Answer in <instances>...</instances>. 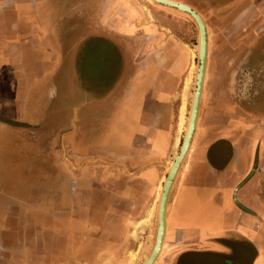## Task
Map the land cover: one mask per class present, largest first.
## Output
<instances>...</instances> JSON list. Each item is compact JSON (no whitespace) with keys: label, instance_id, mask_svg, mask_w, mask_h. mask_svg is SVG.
<instances>
[{"label":"crops","instance_id":"0c3cea01","mask_svg":"<svg viewBox=\"0 0 264 264\" xmlns=\"http://www.w3.org/2000/svg\"><path fill=\"white\" fill-rule=\"evenodd\" d=\"M91 1L93 9L97 4L103 8L98 17L81 22L83 31L90 30L87 34L102 41L109 32L129 34L127 15L111 24L105 14L109 6ZM172 1L212 20L215 29L208 37H214V45L208 42L197 128L170 193L163 246L155 264H264V133L259 124L263 118L250 110L242 114L234 102L230 66V59L240 52L235 50L237 37L264 36V13L255 18L258 27L253 32V25L246 26L238 35L237 24L264 0H245L230 16L228 0ZM224 3L221 16L209 15ZM117 7L121 16L134 10L127 5L122 9L120 3ZM145 8L150 23L145 19L143 27L154 24L157 31L124 37L135 41L117 44L125 62L108 95L100 96L99 90L105 88L101 86L95 98L72 102L56 92L73 77L74 50L67 43L73 31L72 0H0L1 36L10 49L2 57L9 69L0 88L14 90L12 103L21 109L16 117L24 127L4 129L21 139L17 146L25 152L24 169L28 164L38 175L30 182L33 201L40 193L51 200L48 212L40 213L49 218L50 248L59 247L63 235L76 233V228L94 219L91 222L98 223L101 233L118 234L126 226L129 251L134 249L141 263L152 250L162 187L188 122L185 97L191 77L186 79L185 37L193 25L188 15L154 2ZM103 54L97 58L107 59ZM103 66L91 72L101 84L111 74ZM81 78L89 85L88 78ZM47 86L50 96L45 98ZM4 96L0 106L12 104ZM0 117L10 123L15 115L3 108ZM32 127L33 133L27 130ZM57 134L60 140L54 144ZM9 147H0L5 153L0 155L3 181L18 172L10 170L14 151ZM30 174L24 171L23 178ZM94 185L102 187V193L90 194L87 187ZM4 200H0V237L6 247L1 248L17 249L18 222L12 217L15 213H3ZM15 209L20 220L22 210ZM25 213L36 218L35 209Z\"/></svg>","mask_w":264,"mask_h":264},{"label":"rangeland","instance_id":"374dc122","mask_svg":"<svg viewBox=\"0 0 264 264\" xmlns=\"http://www.w3.org/2000/svg\"><path fill=\"white\" fill-rule=\"evenodd\" d=\"M104 3H106V6H109L108 9L105 10V14L107 15L109 21H113L112 23H116L119 21V19L124 18L125 15H127L125 22L129 25V34L127 36L121 37V34H110L109 37H104V41L101 40V38L98 37H89L91 33L88 35L89 31H83L80 25L81 22L95 18L99 16L101 13L100 8L101 4H97L98 6L96 8H92V5H95L94 2L91 0H72V7H73V31H72V37H68V45L73 47V74H72V80L69 79V85L67 87L62 86L61 89H57V96H63L66 97L67 101H82V100H90L98 96L97 88L104 86V89H100V96L108 95V92L111 91V86L115 82V80H118L119 74L118 71L122 69V63L120 59V54L118 53L119 47L116 46V44L123 43L127 40H133L135 41V38H124V37H139L141 34H149L152 35L156 33L157 29L155 28L154 24H148V10L145 8L147 3H152L150 0H121L120 2H117V0H102ZM245 0H228V16L231 15V13L239 6L241 5ZM252 3H255L257 0H248ZM118 3H120V8L124 6H131L133 7V12L136 14L128 15V9L126 14L122 13V16L120 15V11L117 9ZM262 6L258 4H254L255 9H251L247 12V17L243 18L242 20H238L237 24L239 26L238 28V35L243 32L239 31L240 28L246 26H252L253 25V31L258 27V24L255 21V18L257 16H261L264 13V2L259 3ZM226 5L223 4L221 6H218V9L216 13H209V15L212 17L213 15L221 16V12H224L226 10ZM85 6V8H82ZM136 7V9H135ZM99 9V10H98ZM143 14V15H142ZM142 15V16H141ZM202 15V14H201ZM203 16V15H202ZM214 17V16H213ZM205 20V24L207 27V33L209 35L210 32L215 29V25L213 24L212 20L209 21L208 17L203 16ZM147 19V25L143 27L144 22H146ZM189 23H192L193 31H191V35L188 37H185L186 41V66H187V72H186V79L190 76L191 82L189 84V88L187 90V95L185 97L186 102V118H188L189 109L191 105V99L193 94V88H194V82H195V75H196V67H197V46H198V31L197 27L194 23V21L191 19L189 20ZM107 22V21H106ZM98 23L102 24V21H98ZM106 24V23H105ZM90 27L94 28L93 26L89 25ZM88 26V27H89ZM14 28L15 26L12 25L10 28ZM188 27V26H187ZM82 29V30H81ZM101 29V28H99ZM107 29H111L109 27H105V31ZM0 30L1 27H0ZM112 31V30H111ZM142 32V33H141ZM108 33V32H106ZM245 33V31H244ZM257 33V32H255ZM94 34V33H93ZM236 34V32H235ZM252 33H246L242 37H237L239 41L238 46L235 48V50L240 51L238 52L239 55L230 59V66H233L232 74H231V82L233 86V100L235 103L237 102V99L246 100V98H252L255 96V84L251 81V78L242 67L246 66V58H244V55L247 54V52L250 51L255 46V43L257 42L256 46L260 44V49L264 48V37H248ZM134 35V36H133ZM256 35V34H255ZM85 36V37H82ZM232 36V34H230ZM110 37L112 42H115L114 45L110 41ZM108 38V39H107ZM250 38H253L252 40ZM214 37H208V42L211 46L212 40ZM242 39V40H241ZM250 39V40H248ZM138 41V40H137ZM130 42V41H129ZM132 42V41H131ZM7 40L6 37H2L0 33V82L2 81V78H6V72L7 67H4L2 64V57L5 53V51L10 50L7 46ZM142 43V42H140ZM134 44V42H133ZM213 44V43H212ZM214 45V44H213ZM113 46L115 48V51H113ZM255 46V47H256ZM14 47V46H11ZM254 47V48H255ZM15 49V48H14ZM109 49L111 51H109ZM215 49V48H213ZM103 51V52H102ZM104 53V54H103ZM105 55L107 59L100 60L97 58V56ZM236 54V52L234 53ZM241 55H243L241 57ZM84 56V57H83ZM87 57V58H86ZM88 61V63L86 62ZM260 62V58H255L254 63L258 64ZM92 65L87 69L86 65ZM85 65V66H84ZM101 65H104L105 69L108 71H111V74L106 77L105 83L101 84L99 81L96 82V76L92 74L91 72ZM86 73H85V72ZM83 76V79L88 78L89 79V85L85 84V81H81V77ZM8 81H12L11 77L8 76ZM33 79L30 77L28 79V83ZM71 81V82H70ZM1 87V86H0ZM254 89V93L253 90ZM49 88L47 86V90L44 91L46 97L48 98V95L50 94ZM264 90L259 92V95H262V92ZM52 92V91H51ZM8 94V97L7 95ZM5 95V98H8L10 100L9 103H12L14 101V90H7L5 86L0 88V96ZM50 96V95H49ZM246 100L245 102L248 103V105H251V101ZM261 105H264V95L261 96V99L258 97L257 99ZM5 103V102H4ZM246 103V104H247ZM0 109H5L9 111L10 114L15 115L14 120L10 121V123H4L6 120L0 117V147L3 145L5 147L10 146L9 149L13 150L12 152V167L10 170H16L17 173H14L13 175H9V177L3 181V177L0 174V200L1 198H5L4 200V208H2L3 213L6 211V213L16 214L15 207L21 208L22 214L20 213L19 217L21 219H17L16 215L13 214V218L16 219V222H18V233H20V237L17 239L18 248L17 249H9L5 250L1 247L6 245V242L3 241L0 237V264H140L141 259L138 255H135L134 249L129 251V246L126 239L125 230L126 226L122 228L121 233H101L98 232V228L96 227L98 223L96 221H93L94 219H89V224L86 223L85 226L76 228V233H72L70 235H63L61 243H59V247L50 248V238L48 235H46L48 231L47 221H49L48 217H44V212H48L46 207L49 205V202L51 201L46 195L41 196L42 194L38 195V198L33 201V195L31 193V190H33L34 186L30 185V182H32V179L36 178L38 175H35V172L32 171L31 168L28 167L27 169H24V157L25 152L24 150L18 148V144L21 143V139L19 137L13 136V132H9L6 134V130L4 129V126L8 125L12 129H18V128H24L23 125H20V121L17 119L16 114L21 112V109L19 108L17 110V107L12 103L9 105L1 104ZM261 115L258 114V116L262 117L263 119L259 121V124L263 126V133H264V106L259 108ZM250 110V108H248ZM246 112V111H245ZM255 113V112H254ZM16 119V120H15ZM251 128V127H250ZM34 128H28L27 130H31V133ZM3 131V132H2ZM30 133V135H31ZM61 136V135H60ZM60 136L57 134L55 138H53V143L55 144L59 142ZM262 138L260 139V141ZM107 142H105L106 144ZM257 148V144L255 147V150ZM0 149V155H5L3 150ZM6 153H8L6 151ZM108 159V158H104ZM8 162V160L6 161ZM19 162V163H16ZM9 163V162H8ZM18 164V165H17ZM5 165V161L2 162L1 168ZM38 164H35V168ZM26 171V174L31 173L29 176L26 175L23 178V172ZM22 172V173H20ZM37 180V179H35ZM33 184V183H32ZM87 190L90 194H98L102 193V187L99 186H89L87 187ZM92 192V193H91ZM44 197V198H43ZM42 198V199H41ZM28 204V205H27ZM90 210H93L95 206L92 205V207H89ZM35 209V216L33 217H27L26 210H34ZM19 210V211H20ZM79 210V207L77 208V211ZM205 211V210H204ZM203 211V212H204ZM41 213V214H40ZM194 213H198L194 211ZM202 213V212H201ZM11 220H13L11 218ZM75 220V219H74ZM77 220V219H76ZM0 221H3V219L0 217ZM45 221V222H44ZM106 222H111L110 220H107ZM88 226V228H87ZM1 227V223H0ZM4 228V227H3ZM86 229H90V232H85ZM26 230L32 231L30 233H27ZM74 230V229H73ZM48 234V233H47ZM19 236V235H18ZM124 241V242H123ZM142 240L137 239V246L141 244ZM6 247V246H5ZM139 249V248H138ZM137 252V251H136ZM139 252V251H138ZM137 258H136V257Z\"/></svg>","mask_w":264,"mask_h":264},{"label":"water","instance_id":"95a60500","mask_svg":"<svg viewBox=\"0 0 264 264\" xmlns=\"http://www.w3.org/2000/svg\"><path fill=\"white\" fill-rule=\"evenodd\" d=\"M160 6L167 7L178 12L184 13L192 18L196 24L198 31V46H197V67L191 105L188 115V122L185 134L179 148V151L173 158L167 177L164 181L157 214V228L153 247L147 258L140 264H155L160 256L165 231H166V209L170 193L176 179V176L184 162V159L190 149L194 139L197 123L199 119L200 106L202 100L203 86L208 62V33L207 27L202 16L192 7L181 2L172 0H150ZM256 160V159H255ZM256 162V161H255Z\"/></svg>","mask_w":264,"mask_h":264},{"label":"flooded vegetation","instance_id":"af4514ba","mask_svg":"<svg viewBox=\"0 0 264 264\" xmlns=\"http://www.w3.org/2000/svg\"><path fill=\"white\" fill-rule=\"evenodd\" d=\"M0 33H1V30H0ZM82 37H85V36H82ZM89 37H92V35H90ZM110 41L112 42L111 37H110ZM257 42L255 43V46H256ZM112 43L114 45L116 44L115 42H112ZM116 46H118V45L116 44ZM259 46H260V44L257 45L255 48L253 47L252 49H250V51L247 52L246 55H244V58H246V66H243L242 68L246 72H248V74H249V76L251 78V81L253 83H256L255 84L256 85L255 86V96L257 95V97L255 98L253 96L252 98H249V99L246 98V100L248 99L249 101H251L250 102L251 103L250 106L248 105L247 102H245L246 100L237 99V102H238L237 104H238V106L240 108V111H242V114L243 113L245 114V111H247V113H248V108H250L251 113L256 114V115H258V114L261 115L260 113H258V111H260L259 108L262 109V107L264 106V105H261V103L257 100L258 97L261 99V96L264 95V91H263L262 95L258 96L259 92L264 90V48L260 49ZM109 51H111V50L109 49ZM113 51L117 52V50L115 51L114 46H113ZM256 57L260 58V62H258V64L254 63V59ZM120 61H121L122 65H123V63L125 62V59L124 58L122 59V57H121ZM2 62H3V60H2ZM252 91L254 93V89ZM232 95H233V92H232ZM235 123H239V122L237 121ZM242 134L240 133V135H242Z\"/></svg>","mask_w":264,"mask_h":264}]
</instances>
